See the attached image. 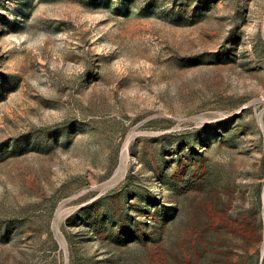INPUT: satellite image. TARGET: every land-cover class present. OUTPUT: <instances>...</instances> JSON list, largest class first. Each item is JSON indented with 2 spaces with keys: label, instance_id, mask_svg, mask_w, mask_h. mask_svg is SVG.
I'll list each match as a JSON object with an SVG mask.
<instances>
[{
  "label": "rangeland",
  "instance_id": "rangeland-1",
  "mask_svg": "<svg viewBox=\"0 0 264 264\" xmlns=\"http://www.w3.org/2000/svg\"><path fill=\"white\" fill-rule=\"evenodd\" d=\"M0 264H264V0H0Z\"/></svg>",
  "mask_w": 264,
  "mask_h": 264
},
{
  "label": "bare ground",
  "instance_id": "bare-ground-1",
  "mask_svg": "<svg viewBox=\"0 0 264 264\" xmlns=\"http://www.w3.org/2000/svg\"><path fill=\"white\" fill-rule=\"evenodd\" d=\"M127 169V168H126Z\"/></svg>",
  "mask_w": 264,
  "mask_h": 264
}]
</instances>
